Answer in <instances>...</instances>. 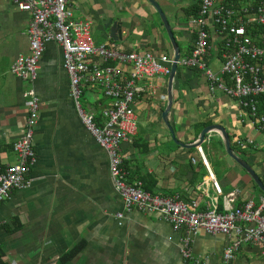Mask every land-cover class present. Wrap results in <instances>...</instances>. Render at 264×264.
<instances>
[{"label": "crops", "instance_id": "obj_1", "mask_svg": "<svg viewBox=\"0 0 264 264\" xmlns=\"http://www.w3.org/2000/svg\"><path fill=\"white\" fill-rule=\"evenodd\" d=\"M156 1L167 16L164 8L170 6L169 0ZM192 4L190 0L181 3L180 11L185 19L188 18L185 9ZM70 7L78 20L93 23L97 46L174 56L161 18L147 0H72ZM32 19L31 13L20 10L9 0H0L2 167L18 162L14 145L27 126L26 93L35 91L41 102L35 139L38 160L29 177L30 185L0 206V246L6 254L4 261L7 264H198L182 256L185 230L177 229L158 213L126 211L110 177L108 154L78 112L63 47L55 42L48 45L35 81H24L12 73L13 63L31 53L28 32ZM109 20L121 25L117 41L105 28ZM174 20L169 22L178 45L179 40H190L185 51L179 47L181 57H186L191 53L193 34L190 27L180 24L178 17ZM181 69L184 70L177 73L175 99L169 114L176 138L192 144L206 128L202 124L223 126L233 150L264 183V129L259 130L251 120L242 119L237 104L222 92L211 93L203 74ZM158 86L157 96L145 95L134 105L137 133L131 141L122 144L126 181L131 184L130 179L150 176L156 182L152 194L197 201L200 210L213 209L216 205L219 212H224V198L232 193H238L234 207L251 201L257 206L262 204L264 192L226 153L222 136L215 132L206 137L201 149L222 193L216 191L199 148L185 149L174 142L162 119L167 107L168 80H161ZM83 102L96 114L98 122L103 123L102 109L110 100L102 89L88 87ZM238 139H251L253 145L239 147ZM136 182L140 181L133 183ZM118 214L124 218L119 219ZM191 239L194 256L203 264H264V247L259 244L242 243L235 258H225L227 249L238 239L235 233L208 234L202 230ZM81 244H85L84 249L63 263L62 259Z\"/></svg>", "mask_w": 264, "mask_h": 264}, {"label": "built area", "instance_id": "obj_2", "mask_svg": "<svg viewBox=\"0 0 264 264\" xmlns=\"http://www.w3.org/2000/svg\"><path fill=\"white\" fill-rule=\"evenodd\" d=\"M9 1L33 16L28 32L31 53L13 63L12 73L24 81H35L48 45L55 42L63 47L78 112L108 154L110 177L127 212L158 213L177 229L185 230L182 256L198 264L203 262L194 256L191 236L202 230L208 234L238 236L225 253L227 260L235 258L242 243L264 247V202L257 206L251 201L234 207L238 193H232L224 198V212H219L216 205L213 209L200 210L197 201L154 195L144 190L141 182L126 181L122 144L131 141L137 133L134 105L145 95L157 96L159 82L170 76L174 56L97 46L93 23L76 18L70 7L72 0ZM188 20L193 34L191 53L181 57L179 66L203 74L211 93L222 92L237 104L242 119L251 120L259 130L264 129V0H199L197 14ZM213 56L221 64L217 72L210 66ZM88 87H100L110 100L102 109L103 123L84 105L83 96ZM26 97L27 126L14 145L18 162L0 166V206L15 192L29 187V177L38 160L35 139L41 102L33 90ZM237 144L246 147L253 145V140L238 139ZM199 153L216 191L221 194L201 147ZM118 218L124 215L118 214Z\"/></svg>", "mask_w": 264, "mask_h": 264}, {"label": "water", "instance_id": "obj_3", "mask_svg": "<svg viewBox=\"0 0 264 264\" xmlns=\"http://www.w3.org/2000/svg\"><path fill=\"white\" fill-rule=\"evenodd\" d=\"M158 12L161 21L165 27V30L168 34L169 40L172 44L173 51H174V61L172 64V69L170 76L168 78V99H167V107L162 113V119L166 126L169 128L171 135L173 137L174 142L185 148V149H195V148H200L202 144L205 142L206 137L209 136L211 133H219L224 142V147L226 153L237 163L239 164L243 169L246 170V172L252 177L254 182L258 185V187L264 192V183L259 177V175L255 172V170L243 159L241 158L232 148V143H231V138L227 132V130L221 126V125H211L206 128L201 132L198 140L192 144H185L181 141H179L176 138L175 132L170 124L169 121V114L173 108L174 104V83L176 80V76L178 73V68H179V61L181 59V52L179 45L177 43V39L175 37L174 31L172 29V26L165 14V12L162 10L161 6L156 0H147ZM176 1V0H173ZM186 0H180L179 2H183ZM110 24L106 25V29L110 30V37L113 38L115 41L119 40L117 36H121V25L118 22H113L112 20H109ZM122 39V37H120Z\"/></svg>", "mask_w": 264, "mask_h": 264}, {"label": "rangeland", "instance_id": "obj_4", "mask_svg": "<svg viewBox=\"0 0 264 264\" xmlns=\"http://www.w3.org/2000/svg\"><path fill=\"white\" fill-rule=\"evenodd\" d=\"M169 3H170L169 4L170 6L164 8V10L167 12V14H168L167 16L169 17V20L171 21V23L174 22L175 21L174 19L178 17L180 24L186 25L187 27H190V29H191L192 26L190 25L188 18L185 19L183 14H181V11H180V8L182 7L181 3L175 1V4H174L173 2H171V0H169ZM93 37H94V40L98 39L96 29L93 30ZM189 38H190V35H189ZM189 41L190 40L186 39V38L183 41L179 40L181 49L183 51H185L188 48ZM209 62H210V66L212 67L213 71L217 72L218 71L217 69L221 66V64L219 63L220 61L219 60L217 61V59L213 56L210 58ZM179 68H180V71L184 70V69H181V67H179ZM199 79H200L202 85L205 87L204 89H206V84L203 82L204 77H203V79L202 78H199Z\"/></svg>", "mask_w": 264, "mask_h": 264}, {"label": "trees", "instance_id": "obj_5", "mask_svg": "<svg viewBox=\"0 0 264 264\" xmlns=\"http://www.w3.org/2000/svg\"><path fill=\"white\" fill-rule=\"evenodd\" d=\"M199 10V4L196 6H192L189 7L187 9H185V13L187 15V17H190L191 15H195L197 14ZM180 47V44H179ZM189 54V53H188ZM187 54V55H188ZM172 56V55H171ZM180 67V66H179ZM180 73V68H178V75ZM99 120V119H98ZM210 123L207 124H202L201 127H207ZM138 148L140 147V145H137ZM146 146V145H145ZM147 151V150H146ZM1 166V165H0ZM134 181H140L143 183L144 189L148 192L154 193V188L156 186V182L153 180L152 177L150 176H143V177H139L138 179L134 180V179H130L129 182L132 184ZM3 227H6L7 225H2ZM19 228V227H17ZM84 245L85 244H81L79 245L77 248H75L70 254L66 255L63 259L62 262L65 263L67 260L74 258L78 253H80L83 249H84ZM6 254L3 251V248L0 246V264H7L4 261Z\"/></svg>", "mask_w": 264, "mask_h": 264}, {"label": "flooded vegetation", "instance_id": "obj_6", "mask_svg": "<svg viewBox=\"0 0 264 264\" xmlns=\"http://www.w3.org/2000/svg\"><path fill=\"white\" fill-rule=\"evenodd\" d=\"M190 1L193 2V4L191 6H196L199 4V0H190Z\"/></svg>", "mask_w": 264, "mask_h": 264}]
</instances>
